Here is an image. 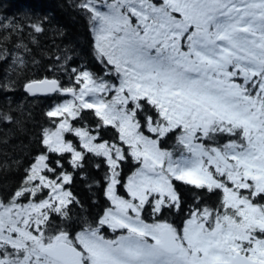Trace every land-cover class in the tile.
Returning a JSON list of instances; mask_svg holds the SVG:
<instances>
[{"label": "snow or ice", "instance_id": "1", "mask_svg": "<svg viewBox=\"0 0 264 264\" xmlns=\"http://www.w3.org/2000/svg\"><path fill=\"white\" fill-rule=\"evenodd\" d=\"M72 7L102 69L60 63L49 71L67 84L25 82L31 96L65 99L46 111L52 127L20 182L0 191V264H264V0ZM25 19L0 18V60L21 67L7 42L30 53L25 29L45 30ZM90 163L104 172L94 217L70 188Z\"/></svg>", "mask_w": 264, "mask_h": 264}, {"label": "trees", "instance_id": "2", "mask_svg": "<svg viewBox=\"0 0 264 264\" xmlns=\"http://www.w3.org/2000/svg\"><path fill=\"white\" fill-rule=\"evenodd\" d=\"M73 0H0V18L16 17L21 24H27L25 15L44 21V31L29 37L28 29L24 32V42L31 52L16 49L9 41L7 46L12 52L19 53L26 61L23 67L13 64L11 56L0 60V83L11 81L14 90L0 91V112H9L14 122H0V191L6 192L15 188L23 176V166L30 163L39 149L38 138L42 129L52 125L46 118V111L64 97H31L24 91V84L30 79L59 77L65 84L68 75L59 70L49 71L60 63L69 69L87 68L100 72L102 66L94 58V34L86 16L74 7ZM14 39L19 40L18 37ZM5 45L0 43V49ZM60 56L61 61L56 60ZM70 56L65 60L64 57ZM75 123V122H74ZM75 140L74 137H67ZM171 142H169V147ZM18 161L19 164L13 163ZM7 162L10 167H4ZM71 170V169H70ZM128 173V168H125ZM103 170H97L93 164L88 166L75 178L70 186L73 194L83 202L89 215L96 216L104 207L105 197L101 184ZM181 192L185 200L191 199L186 187ZM74 212L78 209H73ZM173 219V217H169ZM179 222V221H177ZM110 235V233H108Z\"/></svg>", "mask_w": 264, "mask_h": 264}, {"label": "water", "instance_id": "3", "mask_svg": "<svg viewBox=\"0 0 264 264\" xmlns=\"http://www.w3.org/2000/svg\"><path fill=\"white\" fill-rule=\"evenodd\" d=\"M31 96V95H30ZM31 97H34V96H31ZM35 97H48V96H42V95H39V96H35Z\"/></svg>", "mask_w": 264, "mask_h": 264}, {"label": "rangeland", "instance_id": "4", "mask_svg": "<svg viewBox=\"0 0 264 264\" xmlns=\"http://www.w3.org/2000/svg\"><path fill=\"white\" fill-rule=\"evenodd\" d=\"M93 34H94V32H93ZM94 38H95V35H94ZM62 101H63V100H62ZM62 101H61V102H62ZM109 233H110V232H109ZM110 235H111V234H110Z\"/></svg>", "mask_w": 264, "mask_h": 264}]
</instances>
